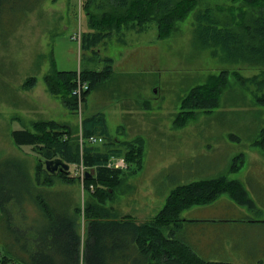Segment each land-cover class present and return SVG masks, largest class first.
<instances>
[{
	"label": "rangeland",
	"instance_id": "obj_1",
	"mask_svg": "<svg viewBox=\"0 0 264 264\" xmlns=\"http://www.w3.org/2000/svg\"><path fill=\"white\" fill-rule=\"evenodd\" d=\"M28 1L13 0L1 7L0 163L6 160L5 165H10V158L25 159L41 193L69 192L79 207L82 244L87 216L95 215L96 192L103 195V206L112 208L116 216L141 222L161 210L174 185L186 180L183 176L237 180L254 206H239L224 193L220 201L192 206L181 216L198 219L194 227H207L213 225L212 220L202 216V209L208 213L229 210V217L240 225H231L235 229L230 230L220 224L211 235L229 230L227 235L234 232L252 253L264 255V224L252 226L248 219L264 221V103L258 100L264 97V69L241 62L224 63L210 49L195 50L192 14L179 21L171 36L159 38L158 22L153 18L113 30L92 29L89 16L101 13L96 8L100 0ZM26 4L36 7L28 11ZM198 4L200 8L215 7L217 15L234 16L235 27L243 8L247 12L253 9L244 0H198ZM56 67L68 79L59 80ZM222 69L227 70V80L224 87L216 81L221 88L218 106L211 110L196 107L193 114H181L183 101L192 90L212 84V74H220ZM86 70L101 71L105 76L82 101L72 92L73 97L68 95V86L76 76L75 86L77 76ZM50 77L54 79L48 85ZM208 86L206 93V89L197 91L215 97L216 92ZM97 112L103 114L109 135L96 133L86 138L82 120ZM177 117L183 120L182 125L174 123ZM16 128L40 134L67 130L80 154L89 145L99 152L120 149L121 154L111 155L109 160L122 169L121 178L94 184L92 192L93 187L87 189L83 183L82 165L70 163L67 171L59 173L42 170L38 168L39 160L46 158L42 150L55 149L41 143L15 145L11 131ZM187 158L196 159L195 163L178 160ZM90 168L94 174L95 167ZM9 201L1 213L3 223L0 219V257L6 254L3 240L10 244L15 238L24 244L17 246L18 254L25 256L30 243L26 232L39 220L41 210L35 204L32 210L24 205L16 219L9 220V215L18 212ZM230 206L242 214L237 215Z\"/></svg>",
	"mask_w": 264,
	"mask_h": 264
},
{
	"label": "trees",
	"instance_id": "obj_2",
	"mask_svg": "<svg viewBox=\"0 0 264 264\" xmlns=\"http://www.w3.org/2000/svg\"><path fill=\"white\" fill-rule=\"evenodd\" d=\"M10 1L13 0H0V14L2 5ZM244 2L253 9L247 12L243 8L235 27L234 16L231 19L228 15H217L215 7L211 6L200 8L198 0H100L96 8L101 10V13H90V27L113 30L130 22L141 24L153 18L158 22L159 38H164L171 36L177 30L179 21H183L192 14L194 18L192 42L195 50L210 49L224 63L241 62L264 69V0H244ZM34 7L36 6L30 4L24 6L28 11ZM56 70L59 80L68 79L63 70L58 68ZM80 75L81 77L77 76L80 79L79 82L83 81L86 84L81 91V99L85 101L86 96L98 82L103 80L105 74L101 71L86 70ZM212 76H215V81L204 87L205 93L209 91L208 86L217 95L207 97L206 94L197 91V88L201 87L194 88L191 96L184 99L181 114L186 112L193 114L196 107H209L211 110L218 106V94L221 88L216 86V81L218 79L219 84L224 87L227 70L222 69L220 74H212ZM75 78L76 76L73 79V85L68 86L70 96H72ZM53 79L54 77L47 78V84L49 85V81L51 83ZM258 100L264 103V97ZM178 118L174 120V123L182 125L183 120ZM82 129L86 138L96 133L109 135L101 112L85 117L82 120ZM68 134L67 130L55 129L43 134L25 128H16L11 131L12 140L17 146H32L39 143L53 146L55 150H42L46 157L44 159L61 157L68 163L82 165L83 183L87 189L93 187L92 192L94 184L118 181L121 178L122 169L108 164L111 155L115 157L121 154L120 149L111 150L109 153L99 152L94 150L95 146L89 145L84 147L80 154L78 144L69 139ZM262 146L264 147V144ZM178 160L195 163L196 159ZM242 160L244 161V156ZM8 161L11 162L10 165H5L6 160L0 163V214L6 211L5 203L9 200L14 205L13 208L18 210L13 215H9V220H12L13 216L16 219L24 205L31 210L33 204L37 205L41 214H39V220L29 228L30 232H26L30 243L25 248V256H20L16 250L17 246L20 248L24 246L19 238H15L10 244L3 240L2 248L6 254L4 255L3 252L0 257L1 264L255 263L257 255L252 253L253 249L240 244V239L234 232L230 231L227 235L229 230L225 233L218 230L216 236L211 235L212 231L220 229V224L225 228L240 225L233 222L236 219L229 217V210H222V213L219 210H213L211 220L213 225H217L216 227L213 225L202 227L199 224L194 227V222L198 220L181 216L184 210L192 206H210L220 201L219 198L222 197L220 195L224 193L237 205L254 206V201L247 194L246 188L237 180L228 181L224 176L199 179L183 176L182 180H186L182 183L176 182L178 184L173 186L174 189L167 196L161 210L153 218L141 222H136L129 217L116 216L112 208L103 206L104 197L100 192H96L94 195L98 203L93 204L95 215L87 216L88 225L84 244H82L81 225L78 219L79 207L75 198L64 190L49 192L42 189L43 193H41L40 188L33 182L25 159L10 158ZM39 161L38 168L46 170L43 161ZM185 164L187 163L183 166ZM90 167H95L94 174ZM86 170H89L91 175L86 176ZM59 171L63 170L59 169L56 172L59 173ZM63 173L66 174V172ZM64 174L62 175L66 176ZM254 194L258 199L260 194L258 185ZM230 208L234 209L236 214L239 211L238 208L236 211L234 206ZM202 211H205V208ZM2 215L0 219L3 223ZM214 218L221 219L219 221ZM248 219L252 226H257L258 223L264 224V221ZM11 228L12 224L9 221L8 229ZM230 236L232 237L228 240Z\"/></svg>",
	"mask_w": 264,
	"mask_h": 264
},
{
	"label": "water",
	"instance_id": "obj_3",
	"mask_svg": "<svg viewBox=\"0 0 264 264\" xmlns=\"http://www.w3.org/2000/svg\"><path fill=\"white\" fill-rule=\"evenodd\" d=\"M42 161L44 163L45 169L50 173H54L59 169L60 170L69 169V163L64 161L61 157L47 158ZM89 175H91V172L89 170H86V176H89Z\"/></svg>",
	"mask_w": 264,
	"mask_h": 264
},
{
	"label": "built area",
	"instance_id": "obj_4",
	"mask_svg": "<svg viewBox=\"0 0 264 264\" xmlns=\"http://www.w3.org/2000/svg\"><path fill=\"white\" fill-rule=\"evenodd\" d=\"M79 80L80 79L78 78L77 80L78 83L72 88V93L77 95L78 97H81V91L86 87V84L83 81L82 83L79 82ZM108 164L112 166H117L115 163L113 164L111 161Z\"/></svg>",
	"mask_w": 264,
	"mask_h": 264
},
{
	"label": "crops",
	"instance_id": "obj_5",
	"mask_svg": "<svg viewBox=\"0 0 264 264\" xmlns=\"http://www.w3.org/2000/svg\"><path fill=\"white\" fill-rule=\"evenodd\" d=\"M244 160H245V156H244ZM243 184V183H242ZM244 207L243 205H239ZM212 213L213 211H211L210 213H208V210L205 208L204 214H198V215H202V216H209L210 220L212 219ZM198 220V219H195ZM257 257L255 259V263L254 264H264V255L263 254H256Z\"/></svg>",
	"mask_w": 264,
	"mask_h": 264
}]
</instances>
